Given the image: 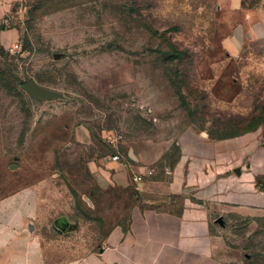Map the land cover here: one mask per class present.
<instances>
[{"label":"rangeland","instance_id":"obj_1","mask_svg":"<svg viewBox=\"0 0 264 264\" xmlns=\"http://www.w3.org/2000/svg\"><path fill=\"white\" fill-rule=\"evenodd\" d=\"M241 15L217 0H0V200L39 186L51 262L69 246L95 247L147 203L138 174L113 180L114 155L155 167L141 174L149 181L191 152L196 163L230 164L214 183L233 181V201L249 207L222 215L226 264H264V37L244 38L229 58L225 39ZM168 42L181 58H170ZM31 79L60 96L33 99L21 87ZM251 116L260 119L253 130L208 137Z\"/></svg>","mask_w":264,"mask_h":264},{"label":"crops","instance_id":"obj_2","mask_svg":"<svg viewBox=\"0 0 264 264\" xmlns=\"http://www.w3.org/2000/svg\"><path fill=\"white\" fill-rule=\"evenodd\" d=\"M241 2L217 0L219 8L229 13L241 15L240 11H245L225 39L229 58L239 56L244 38L264 37V0L263 5L254 8H243ZM196 158L194 153H184L172 166L163 168L164 177L136 182L147 203L133 209L129 224L113 226L95 245L99 246L97 249L92 245L81 253V247L69 246L59 262H51L52 243L43 241L38 232V219L45 217L39 186L12 193L0 200V264L229 263L233 251L225 243L227 229L222 215L247 214L249 207L245 202L233 201L229 190L233 181H223V187L214 183L216 172H222L220 180L229 178L226 173L230 164L226 167L224 163L217 169L207 160L196 163ZM111 163L117 168L113 180L118 183L128 182L129 171L138 175L156 172L155 167L135 159ZM233 178L240 179L237 175ZM246 186L244 183L245 189ZM217 217H221L223 224L217 222Z\"/></svg>","mask_w":264,"mask_h":264},{"label":"water","instance_id":"obj_3","mask_svg":"<svg viewBox=\"0 0 264 264\" xmlns=\"http://www.w3.org/2000/svg\"><path fill=\"white\" fill-rule=\"evenodd\" d=\"M57 55H54V58H57ZM22 89L28 93L33 99L35 100H43V99H55L60 96V94L52 89L47 87H43L42 85L38 84L34 80H28L21 84ZM129 155L133 157L131 150L129 151ZM217 222L223 224L221 217H217ZM68 223L64 220H57L53 229L58 233H61L65 229H67Z\"/></svg>","mask_w":264,"mask_h":264},{"label":"trees","instance_id":"obj_4","mask_svg":"<svg viewBox=\"0 0 264 264\" xmlns=\"http://www.w3.org/2000/svg\"><path fill=\"white\" fill-rule=\"evenodd\" d=\"M167 47L169 51L172 53L171 59L178 60L182 57L183 52L179 51L176 46L170 42L167 43ZM260 119L254 116H251L246 122H238L232 131H225L223 133L218 132L215 135H212L210 132L208 133V137H211L213 139H224L232 136H237L242 133L248 132L250 130H253L256 128V126L259 124Z\"/></svg>","mask_w":264,"mask_h":264},{"label":"built area","instance_id":"obj_5","mask_svg":"<svg viewBox=\"0 0 264 264\" xmlns=\"http://www.w3.org/2000/svg\"><path fill=\"white\" fill-rule=\"evenodd\" d=\"M112 159H113L114 161H119V158H118L117 155H114V156L112 157ZM133 179H134L135 182H139V181H141L142 176H141V175H134Z\"/></svg>","mask_w":264,"mask_h":264}]
</instances>
